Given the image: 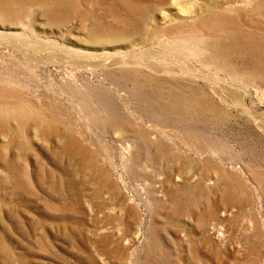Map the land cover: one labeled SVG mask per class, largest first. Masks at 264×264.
<instances>
[{"label":"rangeland","instance_id":"rangeland-1","mask_svg":"<svg viewBox=\"0 0 264 264\" xmlns=\"http://www.w3.org/2000/svg\"><path fill=\"white\" fill-rule=\"evenodd\" d=\"M0 264H264V0H0Z\"/></svg>","mask_w":264,"mask_h":264},{"label":"bare ground","instance_id":"bare-ground-1","mask_svg":"<svg viewBox=\"0 0 264 264\" xmlns=\"http://www.w3.org/2000/svg\"><path fill=\"white\" fill-rule=\"evenodd\" d=\"M212 208V207H211ZM218 212V211H217ZM216 213V212H215ZM218 229V228H217ZM219 235V234H218Z\"/></svg>","mask_w":264,"mask_h":264}]
</instances>
